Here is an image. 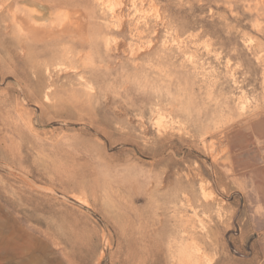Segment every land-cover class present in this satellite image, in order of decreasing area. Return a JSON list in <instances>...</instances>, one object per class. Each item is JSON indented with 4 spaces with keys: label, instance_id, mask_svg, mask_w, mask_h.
Listing matches in <instances>:
<instances>
[{
    "label": "rangeland",
    "instance_id": "374dc122",
    "mask_svg": "<svg viewBox=\"0 0 264 264\" xmlns=\"http://www.w3.org/2000/svg\"><path fill=\"white\" fill-rule=\"evenodd\" d=\"M175 223L264 264V0H0V264H181Z\"/></svg>",
    "mask_w": 264,
    "mask_h": 264
},
{
    "label": "bare ground",
    "instance_id": "6f19581e",
    "mask_svg": "<svg viewBox=\"0 0 264 264\" xmlns=\"http://www.w3.org/2000/svg\"><path fill=\"white\" fill-rule=\"evenodd\" d=\"M182 225H184L183 229L185 230V234L180 232L182 226L179 223H175V227L172 230L166 232L164 229L161 232V237L166 235V239L160 244L159 249L167 260L177 263L179 262V259H181V264L187 262L193 263L194 251L191 250V247L194 248V246H196V236L186 227L185 224ZM132 254L134 257H139L135 252ZM141 261L142 258L140 259L139 257V262Z\"/></svg>",
    "mask_w": 264,
    "mask_h": 264
}]
</instances>
